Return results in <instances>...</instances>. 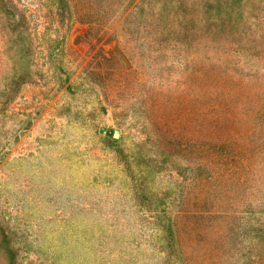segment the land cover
<instances>
[{
    "label": "rangeland",
    "instance_id": "obj_1",
    "mask_svg": "<svg viewBox=\"0 0 264 264\" xmlns=\"http://www.w3.org/2000/svg\"><path fill=\"white\" fill-rule=\"evenodd\" d=\"M0 264H264V0H0Z\"/></svg>",
    "mask_w": 264,
    "mask_h": 264
}]
</instances>
